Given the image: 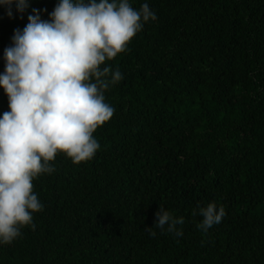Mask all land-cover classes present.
<instances>
[{
	"label": "trees",
	"instance_id": "1",
	"mask_svg": "<svg viewBox=\"0 0 264 264\" xmlns=\"http://www.w3.org/2000/svg\"><path fill=\"white\" fill-rule=\"evenodd\" d=\"M129 2L156 19L101 65L123 75L104 92L101 147L79 164L60 153L32 181L43 210L0 264H264V0ZM57 3L29 0L22 19L0 7V73L14 30ZM210 202L226 215L205 233L193 212ZM160 206L182 236L153 226Z\"/></svg>",
	"mask_w": 264,
	"mask_h": 264
},
{
	"label": "clouds",
	"instance_id": "2",
	"mask_svg": "<svg viewBox=\"0 0 264 264\" xmlns=\"http://www.w3.org/2000/svg\"><path fill=\"white\" fill-rule=\"evenodd\" d=\"M6 15L23 13L29 0H0ZM32 9L28 23L14 30L4 49L0 87L9 111L0 116V244H10L43 210L32 181L55 171L60 153L74 164L91 160L100 149L94 132L114 114L104 92L119 83V69L101 65L127 51L134 36L156 15L147 3L137 10L129 0H58L42 20ZM110 77V79L108 78ZM95 82H92V81ZM202 217L197 228L207 232L226 215L210 202L194 210ZM154 227L183 235V217L162 206ZM153 226L146 230L156 236Z\"/></svg>",
	"mask_w": 264,
	"mask_h": 264
}]
</instances>
